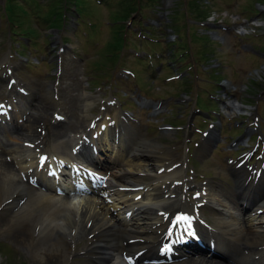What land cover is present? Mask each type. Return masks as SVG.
I'll return each mask as SVG.
<instances>
[{"label":"rangeland","instance_id":"1","mask_svg":"<svg viewBox=\"0 0 264 264\" xmlns=\"http://www.w3.org/2000/svg\"><path fill=\"white\" fill-rule=\"evenodd\" d=\"M13 1H16L14 4L23 5L26 15L21 14L14 23L16 26H11L4 10L6 0H0V63L10 61L14 66V75L11 77L28 90L38 91L39 97L42 95L43 98H49L44 85L58 81L55 99L59 106L49 111L47 122L42 121L35 126L36 132L41 134L40 139L43 136L42 141H48H44L43 145L36 146L29 137H23L20 144L13 145L10 151L9 144L0 136V150L6 149L8 152L5 159L9 162L13 160L15 171L10 174L11 177L15 178V174H20L31 162H35L31 160V154L38 150H44L49 157L60 153L57 143H50L48 140L51 137L49 129L54 128L51 123L54 124L57 119L53 114L59 113L66 118V122L73 116L82 121L87 130L89 116L92 119L101 118V122L106 121L109 116L116 119L117 114H121L120 104H106L119 98L122 103L126 102L124 111L134 114L135 120L130 123L134 128L140 129L143 136L140 138L149 142L157 140L166 145V149L161 152L164 155L162 163H156L165 166L166 170L173 169L168 178L161 177L157 173V167L145 162L146 158L131 156L127 147L122 150L123 143L118 145L117 142H110L108 135L99 138L96 143L102 153L97 156V160L105 166L101 168L93 161L91 166L109 176L112 172L120 174L125 170L131 175V180L141 176V181L147 184V189L141 190L143 199L139 203L130 201V204L162 208L178 197V204L189 202L190 205H185L189 208L196 202L193 201L192 194L205 186L208 199L206 195L201 200H210L211 205L221 212L219 216L206 210L203 216L207 224L215 225L222 218L239 224L245 221L254 228L264 223V214L257 217L255 208L243 213L240 202H232L228 198L230 185H233L230 178V160L233 159V163L238 165L244 155L250 152V148L245 145L231 149V144L242 138L245 143L254 145L258 134L264 136V0H137L142 3V13L138 12L129 19L127 18L131 11L125 5L131 0H79L87 8L83 12L84 20L79 28L75 26L73 18L75 0H59L60 12L67 15V26L59 20L60 27L55 30L49 27L51 24L48 21V18H52L55 0H36L38 7L32 4V0ZM206 9L210 16L207 22L217 26L221 24L215 29L222 38L220 41L210 39L206 32H202L203 28L208 29L198 26L201 21L199 17H205L202 10ZM20 11L23 12L22 9ZM255 18L259 25L257 27L251 25V20ZM131 21L133 26H128ZM151 23L156 24L152 30L149 29ZM220 26L228 28L222 30ZM241 26L247 29V34L238 33ZM31 29H35V34L26 33ZM173 30H177L180 39L173 37ZM142 33L152 38L148 36L150 40H142ZM27 36L32 40H25ZM171 39H179L174 44L177 47L175 56L169 53ZM25 42L27 46L23 45L25 47L22 48L21 43ZM63 44L69 47L64 53L60 52ZM246 46L248 47L245 48ZM16 49H20L21 54L15 52ZM72 52L77 59L73 58ZM149 53L151 57L147 58ZM212 64L219 66L220 70L211 66ZM2 72L4 74L5 70L2 69ZM7 83L8 78L0 82V102L9 99ZM139 94L148 97L145 99L149 102H161L162 109L155 114H149L154 109L137 104L143 98ZM231 100L242 103L245 106L243 111L234 110L236 114L225 116L223 112L226 110L221 106L217 110L218 115L214 116L215 119H205L202 114H195L194 109L203 114L215 113V105L218 109V104L222 105V101L229 103ZM22 101L29 104L28 98H23L18 106L23 107ZM37 101L39 100L36 99L33 103L37 104ZM190 120L194 123L193 126L190 125ZM211 123H216V129L221 132H218L220 139L219 136L216 137L208 154L199 158L198 146L204 139V134L198 133L196 128L206 133L210 130ZM164 127L171 130L166 131L172 133L171 137L164 135ZM252 128L257 132L248 134ZM86 130L70 134L74 141L67 144L66 152L71 155L73 146L83 141L82 136L86 134ZM26 143L32 146L22 145ZM132 145L133 143L130 147ZM27 148L30 150L27 151ZM91 150L92 147L81 148V154L78 153L77 156L89 164ZM105 160L108 163L103 162ZM249 163L255 166L258 161L253 157ZM125 172L124 176L127 178ZM217 172H220V176L216 175ZM220 178L221 192L217 194L209 185ZM124 186H128L125 181ZM33 189L54 198L58 206L73 210L75 216H78L77 220L82 215L81 212L86 211L88 216L98 215L104 223L114 224L121 221L122 227L143 229L158 223V220H142L124 214L126 210L122 200H131L135 194L124 195L120 200L121 197L118 194L113 195L112 192L108 197L110 201H106L107 197L93 196L76 199L69 206L64 205L66 199H55L53 190L41 192ZM150 211L155 213L156 209ZM62 218L55 219L52 224L64 227L66 221ZM88 220L89 217L85 224L90 227L92 223ZM3 225L0 223V264H8L10 259L16 260L18 264H36L34 253L15 244L7 232L11 226L5 229ZM30 227L29 230H32ZM13 229L23 228L13 227L10 231H14ZM76 250L75 245L69 248L72 253H77L72 254L70 264H82L86 261L80 254V249ZM120 255L116 254L111 264H124Z\"/></svg>","mask_w":264,"mask_h":264},{"label":"bare ground","instance_id":"2","mask_svg":"<svg viewBox=\"0 0 264 264\" xmlns=\"http://www.w3.org/2000/svg\"><path fill=\"white\" fill-rule=\"evenodd\" d=\"M252 25L258 26V24L255 23ZM239 29L241 31L240 34L248 33L245 30L246 28ZM54 85L53 83H48L47 86L45 85L46 93L49 98L41 97L39 100L41 101V103L39 102V105L41 104L40 107L39 105L36 106L34 108V113H31L27 118L26 124L22 126L21 129L16 130V135L13 138L15 144H20V137L26 139L29 137V140L34 141H30L32 143L40 139L39 135L41 134L36 132L35 126L42 121L47 122L49 111L59 106L57 105V101L51 97L53 96ZM231 104L232 107L228 105L225 106L226 111L230 112L229 114L234 113V109L242 110L241 103L231 101ZM123 119L124 117L121 115L116 118L117 125L114 128V133H120V137L123 139L124 135L129 131L131 135H136L131 140L133 145L129 148V154L134 157L146 158L145 162H147L148 165L154 168L157 167V173L163 170L165 171L161 173V177L168 178V169L166 170L165 166L156 163L158 161L162 163L163 154L161 152L166 149V145L157 140L149 142L144 138H140V133H138V135L134 133L137 130H130L126 125H123ZM52 128L53 129H49V136L51 137L48 136V140L50 143H57V150L69 156L70 153L66 152V146L67 144H72L74 141L70 138V134L76 129H78L75 131L76 133L86 130L84 123L76 120L73 116L69 118L68 122L53 124ZM109 132L110 131L107 130L105 135H108ZM164 135L171 137L172 133H166L165 131ZM216 137L215 133H211L209 138L201 141L198 150L199 158L205 157L208 154L207 152ZM4 155H6L5 152L4 154H0V205L3 206L0 212V223L4 224L3 226L5 229L8 228V226H11V229L13 227L19 229L23 228L21 230L13 229L14 231H10V229V233L9 231L7 232L10 235V239L15 244L31 250L34 253L36 264H70L73 257L72 254H74L69 251L72 245L76 246V251L80 249V253L84 256L83 258L86 259L82 264H107L113 260L115 256L113 253L115 252L126 253L129 257L134 258L140 251L146 250V253L142 255V257L144 259H149L154 256L153 251L156 246H161L164 242L166 245L172 244L176 247L179 246L180 250L183 252L182 254L184 255L179 254L183 262L177 264H264V223L254 228L245 221L239 224L222 218L217 222L219 230L215 229V232H204L205 229L203 228L201 230L203 236L192 232L190 234L191 237H184V239L179 240V237L186 236L187 234L185 228L182 235H180L179 232L180 226L187 225L185 218L192 221L197 213L192 211L191 208H187V210L182 209L181 206L183 203L181 205L178 204V197L170 203L167 202L162 208L153 205H148L147 207V204H140L138 206L137 204L135 205V203L130 204V201H133L141 192L136 193L133 199L128 200L127 198V200L123 201V208L126 210L124 214L129 211H134L132 218L138 217L142 220L149 221L158 220L159 223L157 225L152 224L150 227L143 229L138 227H122L121 221L114 222V224H109V222L104 223L100 221L98 215L88 216V212L86 211L81 212L82 215L77 220L78 216H75L73 210L58 206L54 198L43 195L42 193L40 194L32 188L29 177H33V171L21 173L19 176L15 174L18 178H16V176L15 178L11 177L10 174L15 170L12 163L6 161ZM124 172L125 170H123L122 173L120 172V174H116V172L111 173L108 189L116 192L120 191L121 195H123L126 194V192H133L131 190L122 191V188L126 187L124 186V181L128 184L127 187L129 188H136L143 185L144 187L145 185L147 186V184H144L143 180L141 181V176L131 180V175L126 171L125 174L127 178H129L127 179L124 176ZM230 173L233 177L234 186L230 188L229 200L232 202H240L243 204V208L246 207L245 205L255 206L256 214L264 212V166H259L249 171L245 169V166L237 168L231 166ZM22 174L24 175L22 176ZM216 175L220 176V172H217ZM24 177L28 178L27 183L24 182ZM220 181L221 178L218 179V181L213 180L209 185L217 194L221 192L219 189L221 187ZM129 188L126 189L129 190ZM67 202L68 200L64 203ZM183 206L186 207L184 204ZM159 207H161V205ZM154 209H156L155 213L150 211ZM160 212H162V214H160L162 215L161 218L157 216ZM168 212V222H166L164 217ZM209 212L221 216V213L215 212L214 209H210ZM62 216L66 221L64 225L65 228L52 224L55 219L62 218ZM88 217V222L92 223L90 227L85 224ZM182 220H184L183 224L181 222ZM30 224H32V227H30ZM29 227L32 230H29ZM187 227L188 229L193 228L195 231L194 225L191 224V226ZM168 230H170L172 234L168 235ZM175 237L177 238L174 239ZM173 240H175L177 244H175V242L173 243ZM197 240L205 241L204 244L210 245L211 248H214L217 244L218 249H222L241 259H238L236 263H232L216 252L211 254H216V256L222 259L209 258L205 256L207 254L204 251H197L196 254H186L185 252L188 251L186 247L194 244V241ZM207 250H210V248ZM111 251L113 253H111ZM195 255H197V257H193ZM256 255L260 256L256 257ZM142 257L140 256L139 258ZM152 259L158 260L156 254Z\"/></svg>","mask_w":264,"mask_h":264},{"label":"trees","instance_id":"3","mask_svg":"<svg viewBox=\"0 0 264 264\" xmlns=\"http://www.w3.org/2000/svg\"><path fill=\"white\" fill-rule=\"evenodd\" d=\"M31 1V0H30ZM78 1L79 0H75V2L76 3H78ZM83 1H81L80 3H81V6L83 5V3H82ZM141 2V1H140ZM36 2H35V0H32V4L34 5V6H36L37 4H35ZM53 13H52V16L56 13H58V10H59V7H58V5H59V0H55V1H53ZM79 4V3H78ZM77 4V5H78ZM128 4V5H127ZM141 7V9H143V6H142V4L141 5H139V2L137 1V0H131V2H129V3H126V5H125V8L126 9H129L131 12L129 13V15H131L133 12H136L139 8ZM22 9V14H24V15H26V11L23 9V8H20V10ZM17 8H16V6H14V2H13V0H8V2H7V12H8V16H9V19H10V21L11 22H14L17 18H18V13H17ZM48 20L50 21L51 20V17L50 18H48ZM52 23H55V22H52ZM52 26H56V23L55 24H53ZM122 39H123V37H122ZM122 41V40H121Z\"/></svg>","mask_w":264,"mask_h":264}]
</instances>
